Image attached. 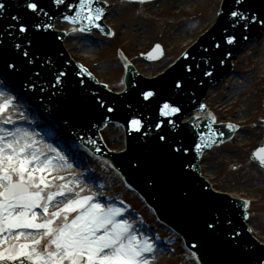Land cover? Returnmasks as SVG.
<instances>
[{
  "label": "snow or ice",
  "instance_id": "snow-or-ice-1",
  "mask_svg": "<svg viewBox=\"0 0 264 264\" xmlns=\"http://www.w3.org/2000/svg\"><path fill=\"white\" fill-rule=\"evenodd\" d=\"M64 0H54L56 4H62ZM132 2L145 3L146 0H132ZM235 4L243 6L246 0H234ZM94 0H79L76 15L65 16L70 23L87 21L88 28H100L97 21L104 16L101 7H93ZM26 10L31 14L39 15L47 13L39 8L36 2L25 3ZM5 5L0 3V14H3ZM220 13H217L219 15ZM232 26L237 24L248 30L250 24L260 23L264 27V19L249 15L239 9L231 10ZM12 21H19L17 27L20 34H26L30 28L39 34L42 22H37L33 17L23 18L12 16ZM104 31V29H100ZM79 31H85L82 27ZM34 34V35H35ZM247 39V37H245ZM227 44L235 42L234 36H228ZM220 47L219 44L216 45ZM13 48L20 51L21 45L16 43ZM205 51H208L205 49ZM153 52H161L160 45H156ZM24 57L29 52H22ZM148 58H153L149 53ZM32 63L31 60L27 61ZM8 67L14 68V64ZM81 71H86L81 68ZM191 72V69H187ZM211 75V73H207ZM39 75V73H37ZM65 73L59 72L54 77L53 88L62 84L61 77ZM175 87L180 89L182 85L177 82ZM153 92L143 93V99L149 100ZM178 96L176 105H179ZM12 104L11 99H4L0 103V114L4 113ZM104 105L101 104V107ZM204 106L201 105V108ZM180 106L164 103L159 110L162 117L177 116L181 112ZM112 112L111 107L107 108ZM215 122L214 117H210ZM4 124L12 123L10 117L3 120ZM173 129L177 126L171 120L168 121ZM132 131L141 132L140 119H132L130 122ZM157 129L161 124H156ZM227 127L234 130L233 125ZM214 135V134H213ZM160 141H166L165 135L158 137ZM174 139V138H173ZM214 143L212 136L201 137V143L196 145L197 151L201 147ZM39 141L33 134L16 128L8 131L0 128V264H150L146 254L154 251V244L147 236H141L140 230L134 224L124 219V210L112 204H102L96 195H81L84 191L72 181L55 185L47 178L56 167L54 161L66 162L65 157L56 152V149L48 146V151L55 153L48 156L38 147ZM252 159L261 167H264V146L258 148ZM63 180V177H52ZM79 188V191L75 189ZM54 189V190H53ZM72 195L74 198L68 199ZM64 198L66 203L57 198ZM62 203V207L59 206ZM245 208L248 202L245 201ZM56 208L50 211V208ZM75 214L70 217V214ZM245 219L247 216L245 215ZM39 221V222H38ZM207 227L212 229L213 224ZM9 239L14 243L4 245ZM264 264V260L260 261Z\"/></svg>",
  "mask_w": 264,
  "mask_h": 264
},
{
  "label": "water",
  "instance_id": "water-1",
  "mask_svg": "<svg viewBox=\"0 0 264 264\" xmlns=\"http://www.w3.org/2000/svg\"><path fill=\"white\" fill-rule=\"evenodd\" d=\"M102 1L109 2L110 5L108 8H103L106 14L102 17L101 22L105 25L108 24L113 29L114 36L111 39H106L99 35V33H93L90 37H83L81 34L73 32V27L68 23H61L60 21H55L53 26L58 31H64L67 36L73 33L71 37L68 36L62 41V46L68 53V56L71 60L85 66L92 74L98 77L99 81L101 80L109 84L107 85V91L115 93L121 91L125 62L133 63L140 74L145 77L157 76L162 72L161 70L165 69L170 62H173L179 56L185 47L190 45L192 41L194 42L198 36L204 34V30L214 25L216 8L219 6L221 0H159L151 4H132L129 0ZM253 9L255 12L262 11V8L258 6V2L257 5L253 4ZM261 34H259L257 42H259ZM250 42L252 41H249L245 45H249ZM155 44L162 47L163 56L158 61L147 62L144 59V55ZM245 45L241 47L239 53H243ZM55 47L56 45L54 48L52 46L45 47V51L47 55L53 56V62L64 68L63 64L66 59L61 53H58ZM5 61L6 65L11 62ZM72 69L76 70L75 68ZM228 76L238 75L234 72ZM226 77L220 82L221 84H223ZM83 79L86 78L83 77ZM26 85H29V83L25 82V80L21 82L22 88L26 89ZM30 86H33V83H30ZM143 87V85L140 86L141 89ZM157 87L159 89L161 85L159 84ZM212 87H217V85ZM83 88L90 90L92 85L88 81ZM15 91L13 94L18 93H15ZM208 94L209 91L206 97H208ZM110 98L115 103L116 97L110 96ZM156 100H150V102L141 99L138 102L126 100V104L121 108L113 109L112 112L106 110L102 114H97V117L101 119L100 122H93L94 118L92 116V123L86 129L90 130L91 134V130L96 129L99 123L101 124L109 120L113 121L114 117L116 121L122 123H124V119L126 120L132 115L139 116L142 122H146L145 120L149 118L148 120L151 124H144L141 132L132 131L130 137L131 148L128 154L123 156L130 162V166H132L131 170L126 172V177L148 202L159 209L164 215L162 216L158 213L160 218L167 221L176 230L182 232L180 227L181 219L188 221L192 215L188 213L191 208L187 207L188 200H186L185 195L191 194L196 196L195 189L200 187L201 183L196 178L195 172L188 171L189 167L194 165V160L193 156L189 154L186 155L187 157L183 155L184 150L189 148V142L186 138H179L187 137L180 133L182 131L180 127L175 124L177 126L175 129L172 126L169 129L165 124L163 129H159V131L155 127L158 123L155 116L149 117V115L141 112V104H146V109L148 107L153 108L151 113L154 111L155 114L158 111V108H155V105L158 103ZM133 103L135 104L133 105ZM173 119L174 122L177 121L176 117ZM73 121L76 122L75 120ZM69 126L72 127V124L70 123ZM245 130L239 129V131ZM187 132L188 135L191 134L188 130ZM161 134L167 137L166 141L158 142V137ZM121 135V131L117 126H108L101 133L108 149L112 151H117L121 148ZM261 146H264V140ZM92 149L101 155L105 153L94 147ZM178 154L182 156L180 161H176L175 159V156ZM122 169L125 170L124 167ZM181 170L187 173L180 177L182 180L179 177L177 178V174ZM202 178L204 179V177ZM206 181L209 182V180ZM209 184L211 185L210 182ZM169 206L172 210L168 209ZM196 206L195 208H199L198 205ZM166 215L171 217V220H174L172 221L174 225ZM183 227H186V232L193 231L196 234L195 243L200 250L199 255L206 258L207 262L214 260L213 264H215V259L208 257V251L212 249L211 240L207 244V240L202 242L200 240V238H203L201 236L202 230L200 228L196 230L193 223ZM256 239L259 242L258 238ZM236 255L238 253L234 252L231 257H235ZM237 257H241V255L239 254Z\"/></svg>",
  "mask_w": 264,
  "mask_h": 264
},
{
  "label": "rangeland",
  "instance_id": "rangeland-1",
  "mask_svg": "<svg viewBox=\"0 0 264 264\" xmlns=\"http://www.w3.org/2000/svg\"><path fill=\"white\" fill-rule=\"evenodd\" d=\"M264 35V31H263ZM252 43V42H250ZM249 43V44H250ZM257 42H253L256 45ZM245 45L243 53H238L236 58L233 59V64L236 65L235 73L238 76H234L235 80L240 81L244 73L251 74L253 72V53H255V47ZM252 52V53H251ZM249 89L238 104L229 107L227 110H221L217 108L216 102L223 95H226L227 89L222 87L216 93L211 90L209 98L205 99V103L209 106L213 114L218 121L233 120L235 124L239 125L240 128L246 129L245 131H239L238 134L242 142L238 139L239 136L232 140L231 142L223 145L219 149H214L211 152L204 155L202 162L200 163L202 169L204 168L208 175H210L211 184H213L214 189L217 193L228 194V195H238L236 198H245L250 201V212L251 219L249 225L252 226L255 231H257L259 237L263 239L264 242V167H260L253 163L250 159V155L254 149L258 146L262 136H263V126H264V77L262 76L257 82L254 80H249ZM8 99L14 100V94L11 92L2 91ZM254 95H253V94ZM253 95V97H251ZM247 99V101H245ZM249 98H251L249 102ZM25 102H31L29 98L24 97ZM12 105V104H11ZM10 105V106H11ZM247 106L246 112L243 116H240V120L234 118V114L238 112L243 106ZM261 111L262 115L260 118L254 115L256 111ZM35 111V110H34ZM37 112V110H36ZM248 112L250 115H248ZM38 113V112H37ZM10 117L14 127H22L25 129L24 124H30V119L28 115H21L19 112L15 111H5L0 114V128L8 130V124H4L3 120ZM43 128L48 131L50 124L48 122H41ZM8 126V127H7ZM51 138L55 141H60L65 144L73 156L80 160L81 166L92 167L94 170V178L101 181L105 187L104 200L108 204L115 206L113 200L123 199L129 203V205L138 213L141 214V223L134 220L126 211H124V219H127L130 223L140 230V235L144 236L147 234L150 242V233H157L163 240V244L170 246L173 249V254L169 255L161 247L154 246L155 249L160 250V256L154 259L153 253L146 254V258L149 259L150 264H196L195 260L183 251L179 239L168 231L166 228L159 227L155 224L151 217V212H149L142 202L133 193L124 188V186L118 181V178L112 173L111 169L102 161L90 157L86 152L81 150L78 146L75 147L67 142L63 137L53 136ZM36 139V138H35ZM38 140V139H36ZM38 147L46 153V155L51 152L48 151V147H45L41 140H38ZM59 143V142H58ZM57 152V151H56ZM55 162V161H54ZM56 164V163H54ZM52 175H48L47 178L55 185L65 183L68 181L73 182V186L80 182V178L76 173L66 175L63 180L52 179ZM80 188L84 191L81 195H96L92 187L84 184H79ZM54 190V189H53ZM79 191V188L75 189ZM74 196L69 195L68 199H72ZM235 198V197H232ZM58 200L66 203L67 200L64 198H57ZM98 200V199H97ZM99 201V200H98ZM100 202V201H99ZM62 207V203L59 205ZM117 207V206H116ZM50 211H55L56 208H50ZM75 215L70 214V217ZM39 222V221H38ZM144 224L146 227L144 228ZM150 229V230H149ZM15 242L9 239L4 247L8 244Z\"/></svg>",
  "mask_w": 264,
  "mask_h": 264
},
{
  "label": "bare ground",
  "instance_id": "bare-ground-1",
  "mask_svg": "<svg viewBox=\"0 0 264 264\" xmlns=\"http://www.w3.org/2000/svg\"><path fill=\"white\" fill-rule=\"evenodd\" d=\"M256 45L257 46L253 45V43H250L248 45V47L246 46L247 49L249 50V53H250V50H252V48L250 49L249 46H251V47L254 46L256 48L255 51H254L255 53H253V59H252L253 72L251 74L244 73V76L241 77L240 81L235 80L234 76H227L226 79L224 80L223 84H218L217 87H211L210 88L211 92L215 91L216 93L222 87H225L227 89L226 95H223L216 102V105H217L218 109L227 110L229 107L234 106L235 104H238L240 102V99H242L244 97V95L247 93V91L249 89V87H248L249 86V80L251 79V80H254V82H257L259 79H261L262 76L264 77V35H263V32L261 34L259 42H257ZM209 95H210V92H209L207 98H209ZM253 95H251V97H253ZM4 99H8V98L0 90V103H2ZM247 99L248 98H246L245 101H247ZM250 100H251V98H249V102H250ZM17 109H18V107H16L15 105H11V106H9L7 111H10V112L11 111H16L17 112ZM246 111H248L247 110V106L244 105L243 108H240L238 110V112H236L234 114V118L236 120H240V116H243L244 112H246ZM260 112L261 111L259 110V111H256L255 114H254L257 117V119L262 116L260 114ZM204 114L205 113H203L202 115H199L198 113H195V115L199 116V118H196L197 121H199L203 116H205ZM248 115H250L249 112H248ZM190 116H187V118L185 120H187ZM228 121L231 122V123H235V121H233V120H228ZM16 128L25 130L22 127H16ZM25 131L29 132L28 130H25ZM238 136L239 135H236L234 139H236ZM238 139L242 142V140L240 139V136H239ZM54 155H55V153L51 152L48 156H54ZM54 163H56L55 164L56 167L53 169V171L50 174L53 177H63L64 178L67 174H72L73 173V170H72L73 169L72 168L73 165H71L70 162H67V161L66 162H61V161L56 160ZM201 175H202V177H204L205 180H209V182L211 183V181H210L211 177H210V175L207 174V172L205 171L204 168L201 170ZM211 185H212V187L214 186L213 184H211ZM230 196L235 197V198L238 197V195H231V194H230ZM247 223L249 224L250 220H248ZM250 228L252 229V235H254L255 238H258L259 242L262 243L263 239L261 237H259L260 235H258L257 231H255V229L252 226H250ZM160 253L161 252H160L159 249H155V251L153 253L154 259L159 258Z\"/></svg>",
  "mask_w": 264,
  "mask_h": 264
}]
</instances>
